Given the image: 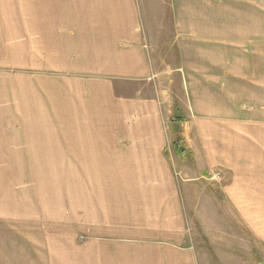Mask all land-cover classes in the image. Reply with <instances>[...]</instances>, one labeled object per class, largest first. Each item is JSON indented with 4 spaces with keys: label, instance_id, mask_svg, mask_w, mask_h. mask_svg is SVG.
<instances>
[{
    "label": "crops",
    "instance_id": "0c3cea01",
    "mask_svg": "<svg viewBox=\"0 0 264 264\" xmlns=\"http://www.w3.org/2000/svg\"><path fill=\"white\" fill-rule=\"evenodd\" d=\"M260 13L264 0H0V157L19 158L25 173L56 172L72 235L89 238L59 245L52 261L40 247L2 240L0 229V264H252L240 229L250 183L206 179L241 160L205 131L236 116L235 105L209 95L210 85L226 89L224 68L210 75L207 55L200 67L186 64L187 117L165 68H176L178 29L195 31L180 40L192 54L230 39L264 44ZM166 29L173 37L162 41L155 30ZM231 74L236 87L253 82L246 70ZM173 123L185 130L174 134Z\"/></svg>",
    "mask_w": 264,
    "mask_h": 264
},
{
    "label": "rangeland",
    "instance_id": "374dc122",
    "mask_svg": "<svg viewBox=\"0 0 264 264\" xmlns=\"http://www.w3.org/2000/svg\"><path fill=\"white\" fill-rule=\"evenodd\" d=\"M258 16L264 21V14L260 13ZM155 32L159 33L156 36L162 38V41L163 37H173V30H155ZM190 33L194 36L195 31L179 29L176 31L178 51H175L174 60L169 63L176 68L169 66L165 68L167 72L172 73L171 78L174 82V88L170 94L171 100L173 104L181 107L185 116H189L187 112L188 107L192 108V100L190 94L188 99L182 90V80L184 81L190 74L186 64L187 67L191 63L193 66L200 67L202 65L200 59L207 55L208 62L204 61V65L209 69L210 75H220L221 68H224L226 89L223 92H217L216 84L210 85L209 95L213 96L212 99L215 102L223 97L231 105H235V109L231 111L236 116H230L233 119L229 120H226L228 116H215L220 119L223 117L230 124L222 125L220 122V124H207L205 131L210 133L212 141L210 144H213L215 148L224 149L225 154L232 151L239 153L241 160L235 165L233 163L228 165L229 170L225 168L224 171L222 169L210 171L206 179L222 184L239 182L240 186L244 182L250 183L251 205L241 206L248 210L249 218L241 222L240 229L242 234L248 237V246L254 250L252 264H264V44L260 43L259 39H254L249 44H236L233 39H230V42L225 44H209L201 51L194 50L192 54L191 46L183 45L184 43L182 46L180 43L182 37H191ZM181 47L183 56L179 51ZM188 54L192 59L191 62L186 60ZM222 57L223 67L219 65L217 69V66L211 64V61L221 62ZM239 69L249 72L250 82H253L247 81L236 87V78L231 73ZM197 109L196 107V114L193 112L190 114L193 119L199 115ZM248 120L253 123H249ZM239 129L248 133L249 141L241 140ZM248 154L249 159L244 160ZM18 164H20L19 158L0 157V217H7L0 221L2 240L9 239L11 244L16 243L19 248L30 246L36 250V247H40L37 250H41L37 252L38 255L43 258L46 256L52 261L62 255L57 252L59 245L88 243L89 238L86 236L73 237V222L68 218L70 215L63 212L65 211L63 206L58 203V174L56 172L25 173L20 171L23 167H19ZM46 168L56 167L48 165ZM8 170L13 172H6ZM191 231L194 238L202 239L201 244L207 253L209 245L197 222H193ZM3 233H9L10 236H4ZM95 242L105 243L104 238H98ZM46 248L48 252L44 253Z\"/></svg>",
    "mask_w": 264,
    "mask_h": 264
},
{
    "label": "water",
    "instance_id": "95a60500",
    "mask_svg": "<svg viewBox=\"0 0 264 264\" xmlns=\"http://www.w3.org/2000/svg\"><path fill=\"white\" fill-rule=\"evenodd\" d=\"M186 125L184 123H173L171 128L174 134H179L185 130Z\"/></svg>",
    "mask_w": 264,
    "mask_h": 264
}]
</instances>
